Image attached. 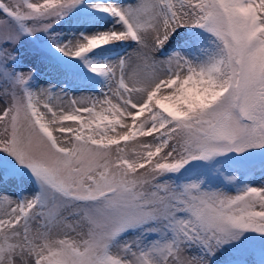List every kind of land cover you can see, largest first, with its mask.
<instances>
[{
	"label": "snow or ice",
	"instance_id": "1",
	"mask_svg": "<svg viewBox=\"0 0 264 264\" xmlns=\"http://www.w3.org/2000/svg\"><path fill=\"white\" fill-rule=\"evenodd\" d=\"M0 264H264V0H0Z\"/></svg>",
	"mask_w": 264,
	"mask_h": 264
},
{
	"label": "rangeland",
	"instance_id": "2",
	"mask_svg": "<svg viewBox=\"0 0 264 264\" xmlns=\"http://www.w3.org/2000/svg\"><path fill=\"white\" fill-rule=\"evenodd\" d=\"M25 51L26 50L22 49V52H25ZM25 71H26V69H25ZM49 78H50L49 75L46 74V70L42 71V73H41V82H43L44 80H47ZM74 95L79 96V95H81V93H75ZM67 99L68 98L65 99V104L67 103ZM66 123H69V124H72L73 126H75L74 122H66ZM13 191H14V189L12 187H8L7 193L9 195H11Z\"/></svg>",
	"mask_w": 264,
	"mask_h": 264
}]
</instances>
